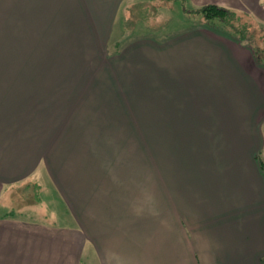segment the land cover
<instances>
[{
	"label": "crops",
	"instance_id": "0c3cea01",
	"mask_svg": "<svg viewBox=\"0 0 264 264\" xmlns=\"http://www.w3.org/2000/svg\"><path fill=\"white\" fill-rule=\"evenodd\" d=\"M124 1L0 0V264H200L198 252L202 264H263L264 175L255 158L258 148L248 147L255 139L248 141L250 133L242 132L246 119L254 126L264 114L261 68L248 50L208 26L163 43L137 42L109 56L106 45ZM186 2L249 8L264 23V0ZM141 48L146 50L140 61L148 62V77L156 71L161 95L167 87L194 89L183 91L185 100L176 99L184 102L175 106L178 119L193 123L186 128L210 118L207 124L229 135L225 145L232 154L215 165L210 177L229 183L219 194L212 192L213 205L227 215L225 220L217 215L214 234L209 223L198 219L202 206L192 205L194 230L185 221L180 208L185 175L180 186L174 180L173 216L155 221L138 197L129 199V192L119 191L116 176L102 180L94 174L101 171L93 168L101 167L103 146L101 131L91 123L100 120L102 104L120 86L119 71L129 54ZM98 56L104 59L101 70L94 67ZM251 134L258 137L257 131ZM217 139L195 142L205 150L199 153L204 162L216 154L211 146L219 151ZM45 182L75 220L64 214L61 223H53L44 208L38 212L36 200L17 201L27 187L37 190ZM164 200H158L163 210ZM90 209L93 235L85 226Z\"/></svg>",
	"mask_w": 264,
	"mask_h": 264
},
{
	"label": "rangeland",
	"instance_id": "374dc122",
	"mask_svg": "<svg viewBox=\"0 0 264 264\" xmlns=\"http://www.w3.org/2000/svg\"><path fill=\"white\" fill-rule=\"evenodd\" d=\"M206 5H188L186 0H125L122 2L112 32L108 38L106 52L109 56L111 53H114V55L119 54V52L125 51L128 46L130 47L134 43L148 39L163 43L168 41L169 38L189 29H200L203 26H208L215 32L223 34L224 37L226 36L225 38L239 47L248 50L256 65L261 68L263 72L261 80L264 82V61L262 65L257 63L251 50V47L258 49L264 56V23L257 20L248 11L249 8L235 9L229 7L241 17L240 20L235 21L233 24L235 26H244L247 30V32L244 30L236 33L231 27L229 28L225 25V22L215 21L213 22L214 25H212V22L206 18V14L199 11L201 7ZM241 36L246 37L242 39L240 38ZM145 50L146 48H141L129 54L131 58H127L126 66L123 65L119 71L120 79L122 80L120 86L111 96L110 101L102 104L100 116L96 115L100 117L98 118L100 120L91 123L93 127L101 131L103 146L101 149V167L93 168V171L99 169L101 171H96L94 174L98 178L102 177V180L106 175L116 176L118 189L120 188L119 191L129 192L125 195L129 199L138 197L141 200V205H143V210L150 217H154L155 221L157 220L155 217L158 216L160 218V216L163 217L165 215L164 219H166L167 215L169 217L173 216L174 180L177 178L180 186V177L185 175L181 183L183 203L180 207L182 214H185V221L194 230L196 220L190 211L192 205L202 206L205 209L198 208V219L199 221H205L206 224L209 223L210 230L214 234L215 226L218 225L214 224L218 222L217 215L223 220H225L224 216L227 215L223 214L225 213L224 210L220 212L213 205L212 192L219 194L223 187L229 183L222 178L212 182L210 177H213L215 165L221 164V161L227 159L224 158L226 155L232 154V152L227 150V144L225 145V142L230 139L229 135L226 134V130L218 133L212 125L207 124L206 121H209L210 118L206 119L204 123L203 120H198L196 123L198 127L193 130L186 128L193 123H185L183 120L178 119L180 109L175 106L184 103L181 102L179 104L176 99L185 97L181 94L187 88L176 87L171 88L170 91V88L167 87L165 92H162L166 97L161 95L157 86L156 71L151 70L148 77L146 72L148 71L146 66L148 62L145 59L140 61ZM99 58L94 63L95 69H99L101 67L100 63L104 60L101 59L102 57ZM136 59H139V61ZM135 62L139 64L140 70L135 67ZM254 77L259 81L258 76ZM88 78L89 74L87 72L84 81L86 82ZM181 83L183 82H176L174 86H178ZM187 90L188 92L190 91V89ZM167 92H170V94L174 92L175 96L169 97ZM190 92L193 93L194 89ZM183 99L185 100V98ZM167 106H171L172 110H175L174 114L178 116L172 118L174 115L173 111L171 107L167 108ZM261 106H264V104ZM257 113L261 114L260 109L257 110ZM253 123L255 124L254 126L246 119L242 132L250 133L248 141L255 139L254 143L248 144V147L255 146L258 148L255 152V158L262 171L261 173L264 175V114L262 113L258 121L255 118ZM213 130L214 132L209 135L208 132ZM256 131L258 137L254 138L251 133L255 135ZM212 138H218L215 143L217 145L219 142V151H217L216 146H211L210 149H214L212 153L216 154L211 159L208 158L210 161L204 162L199 153H205V150L203 151V147V149H198L201 145L198 146L195 142L202 143ZM231 140L233 144H236L238 135L231 136ZM193 142L194 144L192 145ZM183 162H185L184 165ZM193 163L197 165H192ZM186 165L188 169L186 168L187 171L183 174V167ZM199 167L202 173L196 171ZM104 168H108L107 171ZM112 169L114 171L116 169V173H112ZM90 177L94 180L92 174ZM188 177L191 179H187ZM195 187L197 190H195ZM35 189L34 187H27L24 192L18 194L17 201H22L23 197H26L24 201L32 199L31 202H33V200H36L38 212L43 210L39 208H44L45 212L50 213L47 215L48 220L53 223L56 221L60 222L61 219L64 220L66 215L70 217V220H75L72 212L67 213V207L60 204L61 200L49 182H45L42 188ZM37 196H40L41 199L38 200ZM161 197L166 199L163 201L166 204L165 210L158 202V200L161 201ZM15 205L16 203L13 204L14 207ZM31 206L34 205L32 204ZM90 208L92 209V206ZM91 209L90 219L89 217L85 218V226L92 229L93 235L94 213ZM75 211L78 214L76 208ZM78 216L81 218L80 215ZM81 222L84 221L82 220ZM201 225L204 224L199 222V226ZM185 228L192 235L188 226ZM199 239L204 240L201 234ZM206 249L208 252L209 248ZM209 251L212 252L211 250ZM197 255L200 264H202L199 252Z\"/></svg>",
	"mask_w": 264,
	"mask_h": 264
},
{
	"label": "trees",
	"instance_id": "16d2710c",
	"mask_svg": "<svg viewBox=\"0 0 264 264\" xmlns=\"http://www.w3.org/2000/svg\"><path fill=\"white\" fill-rule=\"evenodd\" d=\"M200 12L205 13L206 18L209 19L212 22L215 21H221L225 22L224 24L227 25L229 28L231 27L236 33L237 31H246V28L244 26H235L233 23L237 20H240L241 17L237 14V12L229 7H224L216 4H211V5H206L204 7H201ZM239 18V19H238ZM246 37V36H245ZM245 37H240V38H245ZM251 50L253 52V55L255 57V60L257 63L262 65L264 56L260 53L258 49H255L251 47ZM262 55V56H261ZM263 57V58H262ZM258 157V155H257ZM262 263L264 264V257L262 258Z\"/></svg>",
	"mask_w": 264,
	"mask_h": 264
}]
</instances>
